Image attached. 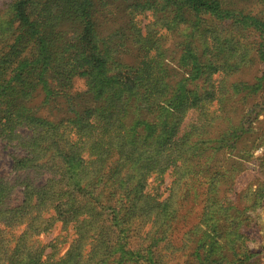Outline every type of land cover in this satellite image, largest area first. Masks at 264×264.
I'll use <instances>...</instances> for the list:
<instances>
[{
  "label": "rangeland",
  "instance_id": "rangeland-1",
  "mask_svg": "<svg viewBox=\"0 0 264 264\" xmlns=\"http://www.w3.org/2000/svg\"><path fill=\"white\" fill-rule=\"evenodd\" d=\"M50 1L48 6L52 8L56 0ZM107 1V10L114 18L106 26V30L110 28L111 31L103 32L105 73L81 49L79 26L75 21L65 22L62 35H55L53 57L48 53V44L39 40L34 46L36 61L23 72L26 77L16 80L11 68L6 70V83L0 86V98H8L11 93L12 99L8 100L15 99V108H4L11 126L2 124L4 120L0 114V134L5 130L10 140L0 137V264H10L9 253L15 252L16 242H20L16 258L24 255L28 260L29 253L33 252L36 258L52 259L49 264H59L60 257L77 237L70 223L64 226L57 219L45 223L53 214L50 206L38 217L37 208L23 202L26 184L47 186L50 179L55 178L60 183L53 185L54 190L67 188L61 167L51 164L49 168L26 166L17 169L14 166L16 158L26 154V142L38 137L25 122L33 114L59 122L65 118L73 120L63 128L45 130L40 135V141L44 135L52 138L48 142L51 141L50 152L54 157L61 158L59 154L64 151L60 146L69 147L55 140L63 132L76 140L80 154L87 160L95 150L96 139L114 144L102 173L95 178L83 176V181L65 196L68 208L77 205L83 211L86 204L90 211L100 213L97 222L103 224L113 252L108 259L96 264H184L190 258L194 264H205L217 256L222 257L223 264H264V30L250 26L251 32H248L242 27L243 22L233 24L238 12L225 15L219 10L220 17H217L212 8L205 6L209 9L201 13L205 25L216 28L219 24L222 41L214 58L209 57L203 65L196 60L191 62L190 58L198 51L191 52L189 45L193 40L194 48H203L207 56L212 54L204 28L192 29L195 37L189 35L191 31L188 32L185 25H180V33L175 35L158 30V36L163 37L161 50L168 49L167 55L160 52L159 65L167 66L168 81L175 87L166 90L165 79L164 85L160 84L164 90L156 96V101L132 91L129 96L134 98L133 105L127 106L130 97L123 92L131 88L125 78L131 69L126 66L136 60L130 53L120 54L125 50V43L116 28L120 26L119 18L129 15L126 9L132 0ZM199 1H214L221 8L233 11L242 7L255 17L264 18V0ZM54 9L51 20L57 17ZM15 10V0H0V71L9 65L4 57L7 58L13 46L21 43L15 32L16 28L20 29ZM138 18L143 27L153 17L147 12L138 14ZM183 37L184 45L176 48L173 43ZM62 56L72 58L70 64L79 66L80 73L73 74L70 80H58L63 71L60 67ZM220 57L226 71L219 77V72L213 70ZM52 66L53 71L47 73ZM29 82L36 87L25 89L20 95L13 93L14 86L18 90ZM139 103L141 105L137 106ZM13 112L19 115L18 120L10 117ZM96 121L101 127L93 130L90 122ZM113 121L117 128L113 127ZM120 155L129 163L123 167L120 185L115 190L114 197L118 198L110 203L111 206H106L103 192L108 190L106 184L111 183L106 173L120 162L117 160ZM212 159L216 161L210 163ZM207 162L206 172L198 167ZM79 163L67 162V165L72 172L78 170ZM174 164L182 168H175ZM72 176L78 179L76 173ZM145 177L148 178L145 190L152 198L161 202L169 197L162 207L166 214L153 232L146 234L152 225L148 219L150 209L136 211L132 225L136 230L131 231L129 245H126V239L122 238L126 230H121L117 211L122 213L120 207L131 195V189ZM44 225L46 229L42 230ZM25 231L28 233L24 234ZM191 231L198 241L195 256H191L190 248L183 251L184 245L179 250L171 245L181 246L185 233L192 236ZM88 240L82 243V255L88 248ZM144 243L147 246L141 249ZM130 244L136 248L135 253L127 251Z\"/></svg>",
  "mask_w": 264,
  "mask_h": 264
},
{
  "label": "trees",
  "instance_id": "trees-1",
  "mask_svg": "<svg viewBox=\"0 0 264 264\" xmlns=\"http://www.w3.org/2000/svg\"><path fill=\"white\" fill-rule=\"evenodd\" d=\"M63 2V3H62ZM50 0H15L16 13L15 18H17L18 25L20 27L16 28V33L19 34V40L21 43L13 46V50L9 51L7 54V58L4 57V60L9 62V65L4 68V70L0 71V86L5 85L6 83V74L8 69L11 68L10 71L13 74H16V80L23 77H26V74H23L24 71L29 70L27 66L36 61V53L34 51V46L38 45L40 42L45 41L49 46L48 53L53 57V51H55L52 45L55 42V35H62V29L65 30L66 27L65 22L75 21L78 24V34L80 37L79 45L81 49L89 56L94 65H100L101 71L104 72L103 63H104V55H103V37L104 31H111L110 28L106 30V26H109L110 19H113L107 10L109 3L107 0H56L55 4L51 8L48 6L50 4ZM127 9L129 15L121 16L119 18V25L116 30H119L124 38L123 42L124 51L120 52V54H131L133 60H136L135 63L126 66L131 69L130 74L127 73L125 76L126 80L130 82L131 88H129V92L125 91L123 94L129 96V93L132 91L140 92L142 95L146 96L150 101H156V96L160 95L163 92V88L160 87V84L165 83L166 90H172L175 86L171 84L168 79L170 78V74H168L167 66L159 65V54L160 52H166L167 48L161 50V42L162 36H158V30H166V32L175 35L180 33L179 27L180 25H185L189 35L195 37L194 30L195 27L204 28L206 32L205 37L209 42L210 50L209 52L212 54L207 56L205 54V50L203 48H194L193 40L190 42L189 47L191 48V52L198 51V53L192 56L191 62L198 61L202 65L205 64L206 60L211 57L212 59L217 53L218 48L221 45L222 38L219 32V24H217L216 28L212 26L205 25V18L201 16V13H204V10L209 11L208 8H204L205 6H209L212 8L217 17L218 11L221 10L222 14L238 12L236 20L233 21V24H238L239 21L243 28H250V26H254L258 28L257 30H264V18H258L252 15L245 8H237L235 11L226 9L222 6L217 5L214 1H199V0H132L127 4ZM203 6V8H202ZM55 8V12L57 13V17L55 20H51L53 16V12L51 10ZM124 8V7H123ZM44 11L40 14L39 10ZM49 11V14H48ZM147 12H150L152 15V19L143 27H141V20L138 18L139 15H144ZM186 23V24H185ZM55 26V28H49ZM62 26V27H61ZM61 27V30H60ZM59 28V29H58ZM222 29L227 30V28L222 27ZM46 30V32H45ZM144 30V31H143ZM246 31V30H244ZM251 32V30H247ZM201 33V32H200ZM110 35V34H109ZM25 39L26 43L23 44L22 40ZM185 37L178 41H175L173 45L176 48L182 47L185 42ZM235 45V43H233ZM227 46V43H225ZM33 54V55H32ZM142 54V55H141ZM223 57V56H222ZM117 59L118 56H115ZM198 59V60H197ZM111 60V58H110ZM166 61V58L163 61ZM169 60V59H168ZM72 58L62 56L61 61V76L58 77V80L67 79L70 80L73 74L80 73L78 70L79 66L77 63L75 65H71ZM112 61V60H111ZM103 65V66H102ZM51 66V65H50ZM73 66V67H71ZM57 67V65L55 66ZM73 68V69H72ZM203 69V67H201ZM214 73L219 72L218 76L220 77L223 72L226 71V68L223 66V60L219 59L217 66L214 67ZM54 66H52L51 70L53 71ZM105 73V72H104ZM221 80V79H220ZM212 81H216V79L212 78ZM33 85V86H32ZM30 87H36V84H32L29 82L24 86H19V89L14 86L12 90L19 95L24 92L25 89ZM11 88V87H8ZM8 98H0V114L2 122L5 126H11L8 122V116L5 115L6 109L15 108V99L9 101L8 99H12L11 93H8ZM130 100L127 103V106L132 104L134 98L129 96ZM154 99V100H153ZM152 106H155L156 102L151 103ZM42 104L40 103V106ZM53 105V104H51ZM141 105V103L137 104V106ZM142 107V106H141ZM153 108V107H152ZM128 111V110H127ZM130 112V111H128ZM129 115V114H128ZM10 117L12 119L18 120L19 115L16 112H13ZM10 119V118H9ZM74 119V118H73ZM100 120H105L101 118ZM28 124V127L32 128V132L38 133V137L32 138L29 142H26V154L21 156L20 158H16L15 168H25L26 166L30 167H61L62 171V180H64V186L66 189L54 190V184L60 183L59 180L52 178L47 186H35L31 184H26L23 190L24 200L23 202L28 205H32L37 208L38 217L45 211L47 206L49 210H52L53 214L46 219L45 223H50L52 220H60L62 224H71L73 230L77 234V237L74 240L72 246L68 248L63 256L60 257L59 264H92L99 263L100 261H105L111 255L113 250L109 248L110 244H108L104 226L101 222H97V217L100 213L90 211L87 209V205H84V210L81 211V208L75 205L72 208H68V198L67 194L72 192L75 189V185L80 181H83V176H88L90 178H95L100 173H102L101 169L104 165H106V161L108 157L110 158L111 153L114 149V144L112 141H102V138L96 139L94 142L95 150L90 153V159H84L82 157L81 149L77 147L76 140L72 139V136L69 134H63L56 136L55 140L63 144L65 142L69 145V149L67 147H62L64 152H61L60 157H54L50 152L52 146H50L51 141L48 142L50 136L44 135V139L42 141L39 140L40 135H43L45 130L49 131L52 128H63V126L67 124H71L73 122L72 118H65L63 121L59 122L58 120H50L48 118L36 117L34 114L31 116L30 120L25 121ZM91 123V128L93 130L99 129L101 127L100 122L96 121ZM114 128H117L115 122H111ZM7 130V129H6ZM0 137L4 140H9V135L4 130ZM39 147H36V144L39 143ZM67 148V149H66ZM94 156V157H92ZM67 158V159H66ZM63 160V161H62ZM117 160L118 164L114 167H110V170L106 173L107 179L111 182L106 184L108 190L103 192L104 204L106 206H111L110 203L115 202L118 197H114L117 194L115 191L120 185V177L124 172L123 167L129 163V160L126 157L118 156ZM80 161L78 164V170L72 171V168H69L67 162ZM216 160H211L210 163L215 162ZM52 164V166H51ZM208 162L204 166H198L203 171L206 172L208 167ZM50 165V166H49ZM180 164H174L175 168L181 169L179 167ZM221 171V170H218ZM217 171V172H218ZM178 172V171H177ZM78 175V179L73 174ZM104 174V173H103ZM67 175L69 177H67ZM180 176L181 173L178 172ZM148 178L140 180L136 185L131 189V195L127 197L125 202H123L120 207L118 214V221H121V230L126 233L123 234L124 239H126L125 244L129 245V237L131 231H135L136 228H133V219L136 211L140 212V209L149 208V220L152 223L151 227L146 231V234L152 233L156 225L163 221V214H166V209L162 208L165 202L169 200V197L164 201H158L156 198H152L150 193L145 190L146 184L148 182ZM57 183V184H58ZM72 222V223H71ZM33 229V225L30 226ZM46 229V225L43 226L42 230ZM87 229V230H86ZM28 232L25 231L24 234ZM192 233V231H191ZM134 236V235H132ZM167 237V236H166ZM88 238V248L84 250V254L82 255V243H84V239ZM168 238V237H167ZM167 241V239H166ZM196 238L193 236H189L185 233V236L182 238L181 246H175V244H171L173 248L179 250L183 247V251L187 248L191 256H195V252L198 249ZM147 244H142L143 246ZM15 254L9 253V261L10 264H49L52 262L51 260H43L40 259L39 256H35L33 252H30V257L27 260L26 256L19 255L16 258V252L20 249V242H16L15 245ZM127 251H132L135 253V247H132L131 244L127 247ZM189 254V253H188ZM39 257V259H38ZM221 257V256H220ZM220 257H212L205 264H223L224 262H220ZM1 262V261H0ZM247 263V262H246ZM184 264H194L193 258H190ZM197 264H200L197 263Z\"/></svg>",
  "mask_w": 264,
  "mask_h": 264
}]
</instances>
